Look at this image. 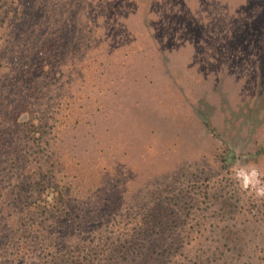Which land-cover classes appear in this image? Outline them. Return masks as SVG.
<instances>
[{"label": "rangeland", "instance_id": "1", "mask_svg": "<svg viewBox=\"0 0 264 264\" xmlns=\"http://www.w3.org/2000/svg\"><path fill=\"white\" fill-rule=\"evenodd\" d=\"M10 8L8 22L32 26L57 72L18 81L16 62L3 56L0 108L40 113L34 177L55 175L70 192L68 205L38 217L25 183L14 198L30 173L1 160L0 264L77 256L97 225L116 232L156 206L173 222L168 236L187 242L175 264H193L226 226L244 242L226 244L212 264H264V198L232 179L234 166L264 173V0H15ZM47 35L55 49L43 48ZM54 158L61 163L46 175ZM89 255L104 264L98 248Z\"/></svg>", "mask_w": 264, "mask_h": 264}, {"label": "trees", "instance_id": "2", "mask_svg": "<svg viewBox=\"0 0 264 264\" xmlns=\"http://www.w3.org/2000/svg\"><path fill=\"white\" fill-rule=\"evenodd\" d=\"M0 1H3L1 7L8 5V9L4 13H0V24H2L0 60L3 56L6 58L8 55L14 59L16 63L12 76H15L17 80L33 81L38 73L46 77L54 75L57 71L53 68L51 56L44 57L43 49L37 47L40 40L33 34L32 26H29L28 23L25 30H18L17 25L19 24L14 26L13 21L8 22L10 4L15 0ZM14 11V21L18 23L16 8ZM10 16L13 17L12 14ZM56 40V36H48L43 48L55 49L58 43ZM60 40L63 41V38ZM33 50H39L35 59H31V55H27V53L32 54ZM14 53L16 54L14 55ZM0 81H2V77H0ZM2 96L3 94L0 92V99ZM1 110L3 111L1 112ZM4 121H11V124H5ZM0 123H3L2 128H0V173L3 167L1 160L10 162L11 168L16 172L30 173L19 180L18 187L20 190L14 195V198L19 199L25 194L21 190L22 183H25L28 197L34 199L36 204L34 208L29 205V209H33L34 214H37L38 217L44 214L55 215L61 206L68 205L67 195L70 191L66 186L61 187V184L54 182L56 181L55 175L52 176V179L51 176L34 177L36 170H33L34 166L30 163L31 147L40 145L44 137L43 118H41L40 113L36 114L27 106L16 103L14 106L0 108ZM230 156L234 155L230 154ZM51 158L52 155H48L43 162L47 163ZM60 163L54 158V168L48 167L46 175L53 174L56 170L55 166L60 165ZM46 168L47 166L43 169L46 170ZM31 172L34 173L31 174ZM4 204L2 201V206ZM221 208L224 211L230 210L232 208L231 200H223ZM29 212L31 213V210L27 211V213ZM165 213L166 209L159 206L153 207L138 219L123 224L119 223L117 225L118 230L108 234L101 231V227L97 225L94 228L95 233H92L93 236L85 242L86 245L77 244L75 246V249L79 251L77 256H74L75 253L71 255L72 252L68 250L65 253L57 254L54 258V264H85L87 261L88 264H95L91 262L89 254L97 248L98 254H102L101 259H105L104 264H175V251L187 242L180 238L181 235L168 236V228L170 225L173 226V222L164 217ZM128 214L131 215L130 212ZM106 215L104 213L105 217H107ZM38 227L41 228L40 225ZM174 228L177 229V225H174ZM193 228L189 230H193ZM219 234L221 236L219 244L215 247L213 244L207 245L206 248L202 247L193 264H212L211 255L221 254L223 257L227 252L224 248L226 244H232L233 249H235L234 247L237 248L244 242V239L239 236V230L234 231L232 227L221 228Z\"/></svg>", "mask_w": 264, "mask_h": 264}, {"label": "clouds", "instance_id": "3", "mask_svg": "<svg viewBox=\"0 0 264 264\" xmlns=\"http://www.w3.org/2000/svg\"><path fill=\"white\" fill-rule=\"evenodd\" d=\"M232 172V179L241 192L256 198H264V173H261L256 165L234 166Z\"/></svg>", "mask_w": 264, "mask_h": 264}]
</instances>
